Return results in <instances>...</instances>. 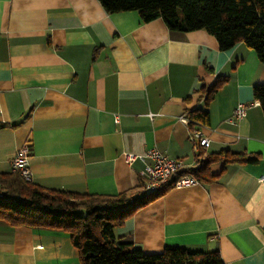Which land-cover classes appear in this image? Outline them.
<instances>
[{
	"label": "crops",
	"instance_id": "0c3cea01",
	"mask_svg": "<svg viewBox=\"0 0 264 264\" xmlns=\"http://www.w3.org/2000/svg\"><path fill=\"white\" fill-rule=\"evenodd\" d=\"M207 110L205 150L180 121ZM264 65L239 43L220 51L206 31H170L98 0H0V173L31 144V182L45 190L115 196L148 183L124 155L150 149L182 171L228 150L255 164L216 162L212 180L171 188L114 229L144 254L165 247L218 252L223 264H264V116L253 87ZM238 103L254 104L230 123ZM0 264H81L67 233L0 221Z\"/></svg>",
	"mask_w": 264,
	"mask_h": 264
},
{
	"label": "trees",
	"instance_id": "16d2710c",
	"mask_svg": "<svg viewBox=\"0 0 264 264\" xmlns=\"http://www.w3.org/2000/svg\"><path fill=\"white\" fill-rule=\"evenodd\" d=\"M108 13L136 11L143 22L161 19L170 31L203 30L212 35L220 51L242 43L264 65V0H98ZM221 78L208 88L205 105L187 114L188 126H207V106ZM264 116V84L252 90ZM2 125H0L1 127ZM255 164L258 156L228 150L206 156L200 167L181 171L154 191L134 189L115 196L45 190L18 174L0 173V221L11 227L54 230L67 233L81 264H223L218 252H192L183 247H165L159 254H144L123 243L114 234L136 211L166 194L184 174L199 182L212 176L208 167L216 162Z\"/></svg>",
	"mask_w": 264,
	"mask_h": 264
},
{
	"label": "built area",
	"instance_id": "2783aa9c",
	"mask_svg": "<svg viewBox=\"0 0 264 264\" xmlns=\"http://www.w3.org/2000/svg\"><path fill=\"white\" fill-rule=\"evenodd\" d=\"M254 104L238 103L234 109L233 116L230 119L231 124H235L243 119L246 111ZM1 114V111H0ZM180 121L188 125V119L181 117ZM189 139L196 149L205 150L208 146V138L205 137L198 128H189ZM31 144L26 143L20 147L10 158V172L18 174L26 181L31 180L29 169V159L31 153ZM125 161L130 164L135 160H139L144 164V175L148 180L147 190L154 191L160 186L169 182V180L177 173L181 172L184 163L181 159H170L159 153L156 149H150L146 153L138 156L124 155ZM198 184V181L189 174H184L177 178L173 183V188H183Z\"/></svg>",
	"mask_w": 264,
	"mask_h": 264
}]
</instances>
